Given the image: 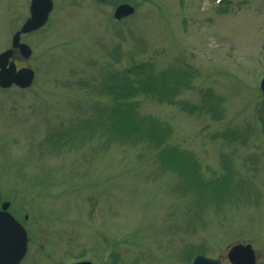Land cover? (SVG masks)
<instances>
[{
	"label": "rangeland",
	"instance_id": "374dc122",
	"mask_svg": "<svg viewBox=\"0 0 264 264\" xmlns=\"http://www.w3.org/2000/svg\"><path fill=\"white\" fill-rule=\"evenodd\" d=\"M110 1L134 12L110 24L112 4L55 0L31 86L0 90V202L27 231L19 264H230L237 241L264 264V0ZM133 66L184 76L176 97L202 110L142 97L171 129L163 149L93 132L108 78ZM170 146L209 180L226 166L230 184L198 194L186 167L162 161Z\"/></svg>",
	"mask_w": 264,
	"mask_h": 264
},
{
	"label": "trees",
	"instance_id": "16d2710c",
	"mask_svg": "<svg viewBox=\"0 0 264 264\" xmlns=\"http://www.w3.org/2000/svg\"><path fill=\"white\" fill-rule=\"evenodd\" d=\"M162 76L163 78H160ZM107 83L106 89L111 103L109 109L101 113L102 119L95 125L93 132L100 129L101 135L112 139L114 137L119 142L139 141L163 149V144L171 134V129L163 121L140 110L139 103L142 97L155 99L161 103L181 105L183 109H188L187 112L190 114L198 110L197 106H187L185 102L176 97L180 91H176L174 86L181 83L186 87L188 84L184 81V76L178 73L151 76L144 74L139 66H133L110 76ZM164 152H166V160L174 164L180 157L175 148H169ZM194 183L200 188L209 187L212 183L221 189L225 186V182L218 179L213 182H203L199 177L195 178Z\"/></svg>",
	"mask_w": 264,
	"mask_h": 264
},
{
	"label": "water",
	"instance_id": "95a60500",
	"mask_svg": "<svg viewBox=\"0 0 264 264\" xmlns=\"http://www.w3.org/2000/svg\"><path fill=\"white\" fill-rule=\"evenodd\" d=\"M119 15H125L132 11L127 5H121ZM3 57H1V60ZM6 59V58H5ZM12 65L7 69L0 71V86H8L14 81L19 86L27 85L32 77L30 70L21 69L17 73L13 72ZM264 95V78L260 84ZM8 203H2L0 210V264H17L26 250V235L21 225L16 222L9 213L5 211ZM227 258L233 264H252L254 255L249 244L237 243L232 245L227 253ZM76 264H90L89 262H80ZM191 264H221L218 259L196 256Z\"/></svg>",
	"mask_w": 264,
	"mask_h": 264
},
{
	"label": "flooded vegetation",
	"instance_id": "af4514ba",
	"mask_svg": "<svg viewBox=\"0 0 264 264\" xmlns=\"http://www.w3.org/2000/svg\"><path fill=\"white\" fill-rule=\"evenodd\" d=\"M28 1L29 0H0V30L2 31V47L0 48V51L9 47L12 34L20 27L22 21L28 16ZM50 21L51 14L48 17L47 22L41 27L20 33V41L29 44L32 48V53L27 59H23L19 50L15 49L12 53L11 59L15 61L17 67L31 65L28 61L36 54L34 44L37 39V34L39 31L48 30Z\"/></svg>",
	"mask_w": 264,
	"mask_h": 264
}]
</instances>
